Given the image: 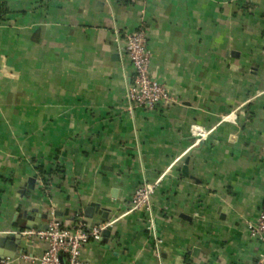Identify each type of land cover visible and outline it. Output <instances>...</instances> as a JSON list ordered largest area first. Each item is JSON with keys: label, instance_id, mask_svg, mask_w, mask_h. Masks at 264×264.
Here are the masks:
<instances>
[{"label": "crops", "instance_id": "obj_1", "mask_svg": "<svg viewBox=\"0 0 264 264\" xmlns=\"http://www.w3.org/2000/svg\"><path fill=\"white\" fill-rule=\"evenodd\" d=\"M139 28L176 98L154 110L126 97ZM147 182L152 211H130ZM263 204L264 0H0V236L83 212L110 230L88 264H261Z\"/></svg>", "mask_w": 264, "mask_h": 264}, {"label": "built area", "instance_id": "obj_2", "mask_svg": "<svg viewBox=\"0 0 264 264\" xmlns=\"http://www.w3.org/2000/svg\"><path fill=\"white\" fill-rule=\"evenodd\" d=\"M148 41V32L145 28L124 34L125 51L135 70L134 80L127 90L126 97L133 107L154 110L160 104L176 102V98L165 83L151 76V51ZM194 132L197 135L201 134L200 127L194 126ZM156 186L157 182L142 183L131 196L130 211L151 212ZM107 226L105 223L91 225L83 212H78L71 222L57 217L51 218L46 230L19 229L7 232L19 234L26 239L37 237L45 242L46 248L42 254H23L24 260L40 264H88L82 257L83 250L90 241L100 240ZM249 229L252 238L262 244L260 263L264 264V204L257 221L250 224ZM9 262V257L0 256V264Z\"/></svg>", "mask_w": 264, "mask_h": 264}, {"label": "water", "instance_id": "obj_3", "mask_svg": "<svg viewBox=\"0 0 264 264\" xmlns=\"http://www.w3.org/2000/svg\"><path fill=\"white\" fill-rule=\"evenodd\" d=\"M188 162L189 158L185 160V164L183 166V173L185 175L188 174ZM36 181L35 178L31 177L29 178V187H34V182ZM38 208H33L30 210H25L22 214V217L26 220V225L25 227L27 229H38V230H46L48 228V220H49V212H43L40 214L34 215L33 212H38ZM58 215V213H56ZM110 230L105 229L104 230V235L107 236L109 234ZM22 241V236L16 233H10L9 235H1L0 236V256L5 257L9 256L7 253L4 251L5 248H16V243L17 245L20 244ZM62 262L64 263V258L63 256L61 257Z\"/></svg>", "mask_w": 264, "mask_h": 264}, {"label": "trees", "instance_id": "obj_4", "mask_svg": "<svg viewBox=\"0 0 264 264\" xmlns=\"http://www.w3.org/2000/svg\"><path fill=\"white\" fill-rule=\"evenodd\" d=\"M41 170V169H40ZM44 183L47 185L48 184V179L44 178Z\"/></svg>", "mask_w": 264, "mask_h": 264}]
</instances>
